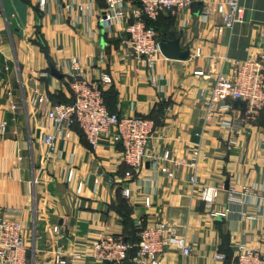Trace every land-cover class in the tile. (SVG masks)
Wrapping results in <instances>:
<instances>
[{
  "label": "crops",
  "instance_id": "crops-1",
  "mask_svg": "<svg viewBox=\"0 0 264 264\" xmlns=\"http://www.w3.org/2000/svg\"><path fill=\"white\" fill-rule=\"evenodd\" d=\"M217 1L193 0L180 14L160 13L154 22L158 36L177 37L189 55H161L152 85L127 47L124 25L129 18L110 31L100 26L104 0H45L43 9L39 0H0V123L5 122L0 211L22 225L23 264H55L57 246L66 255L85 254L102 234L130 236L135 231L138 236L143 226L159 221L192 245L189 255L165 248L159 264H231L240 243L264 257V212L254 202L228 199L230 187L255 186L254 196L264 208V109L240 122L245 104L231 101L229 110L206 116L198 95L217 73L231 76L235 59L264 50L257 45L264 32V0H240L244 21L221 34L215 32L223 20L214 9ZM127 3L137 6L136 0ZM205 7L210 13L203 20ZM73 57L79 58L86 78L110 77L103 89L111 110L151 116L155 128L148 150L171 149V159L156 165L145 161L134 170L123 163L121 145L110 135L93 148L76 124L60 130L40 113L68 102ZM51 66L61 77L51 73ZM46 134L55 136L53 153L43 140ZM195 150L199 184L223 185L210 208L189 182L188 162ZM123 187L129 188L128 196ZM227 206L229 214H212ZM218 252L223 259L216 258ZM78 264L101 263L86 258Z\"/></svg>",
  "mask_w": 264,
  "mask_h": 264
},
{
  "label": "built area",
  "instance_id": "built-area-1",
  "mask_svg": "<svg viewBox=\"0 0 264 264\" xmlns=\"http://www.w3.org/2000/svg\"><path fill=\"white\" fill-rule=\"evenodd\" d=\"M136 1L137 6L130 8L127 0H104L105 7L99 14L98 20L103 31H110L114 23L129 18L124 25L127 47L131 55L148 71L151 84L156 85L157 78L153 72L162 53L158 33L146 25L143 15L155 19L161 12L180 14L190 7L193 0ZM44 3L45 0H39L41 9L44 8ZM214 9L223 19L222 23L215 27L217 34L244 21V7L240 0L217 1ZM209 13L210 8L205 7L201 14L202 19L206 20ZM257 45L264 46V32L260 34ZM98 59L101 62L105 60L102 51ZM71 66L68 88L72 101L55 103L48 110L42 109L40 112L51 120L56 128L68 129L76 124L93 148L100 144L103 136L110 135V138L121 145L122 161L134 170L143 166L145 161L156 165L163 160L171 159V149H164L160 153L148 150L149 140L155 128L153 119L137 114L119 115L107 109L102 94L103 85L111 81L107 74H102L98 80L86 78L80 69V61L77 57L71 58ZM198 95L204 101L206 116H212L217 111L229 110L231 101H242L245 109L239 121L256 118L264 107V50L253 57L235 59L231 76L217 73L212 85L209 88H200ZM226 121L225 123L231 126V123ZM4 131L5 122H1L0 133ZM43 140L49 146V153H53L55 136L46 134ZM175 163L178 164L177 161ZM197 164L198 150H195L192 159L188 162L189 182L193 187L199 188L200 199L210 208L223 189V185H200L197 178ZM168 175L171 176L172 173ZM255 189V186L249 185H243L241 191L230 187L228 199L243 205L254 202L257 211L264 212L261 203L254 196ZM122 192L125 196L130 194L128 187H123ZM231 211L227 206L213 211L212 214L225 216ZM238 212L241 213V210L239 209ZM138 237V242L130 243L122 235L102 234L91 241L90 249L85 254L66 255L61 246H57L53 251L52 259L55 264H78L79 260L86 258L101 264H121L127 259L128 251L136 247V253L131 258L133 264H159V256L167 247L179 250L182 255H189L192 252V245L185 235L177 234L173 226L163 221L143 226L138 232ZM216 258L223 259L224 254L218 252ZM24 259L22 225L18 220L7 217L0 211V264H23ZM231 264H264V257L256 248L240 243Z\"/></svg>",
  "mask_w": 264,
  "mask_h": 264
},
{
  "label": "water",
  "instance_id": "water-1",
  "mask_svg": "<svg viewBox=\"0 0 264 264\" xmlns=\"http://www.w3.org/2000/svg\"><path fill=\"white\" fill-rule=\"evenodd\" d=\"M160 51L162 55L168 58L185 59L189 55L188 49L179 48V39L176 38H164L159 41ZM50 71L54 76L61 77V74L53 67H50Z\"/></svg>",
  "mask_w": 264,
  "mask_h": 264
},
{
  "label": "trees",
  "instance_id": "trees-1",
  "mask_svg": "<svg viewBox=\"0 0 264 264\" xmlns=\"http://www.w3.org/2000/svg\"><path fill=\"white\" fill-rule=\"evenodd\" d=\"M138 3H137V1H136V5H137ZM160 15V14H159ZM158 15V16H159ZM157 16V17H158ZM157 17L155 18V19H150V18H148V17H146V16H144L143 15V18H144V21H145V23H146V25L147 26H149V27H152L153 29H155V27H154V22H155V20L157 19ZM164 38H166V36L165 35H161V36H158V39H159V41L160 40H162V39H164ZM69 94H70V98L68 99V100H66V101H68V102H65V101H63V102H61L60 101V103H70L71 101H72V96H71V92H70V90H69ZM102 94H103V98H104V101H105V104H106V107H107V109L110 111V112H114L113 110H111L109 107H108V105H107V102H106V99H105V90L104 89H102ZM59 102V101H58ZM262 109H264V107L262 108ZM117 113V112H116ZM142 116H144V115H142ZM145 117H148V118H151V116H145ZM152 119V118H151ZM124 163V162H123ZM128 166V165H127ZM123 237H124V239L126 240V241H128V242H130V243H136V242H138V240H139V237L138 236H136L135 235V231L132 233V235H130V236H125V235H122ZM136 253V247H133V248H131L129 251H128V257H127V259H125L124 261H131V258H132V256L134 255ZM123 261V262H124Z\"/></svg>",
  "mask_w": 264,
  "mask_h": 264
}]
</instances>
